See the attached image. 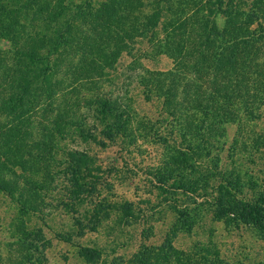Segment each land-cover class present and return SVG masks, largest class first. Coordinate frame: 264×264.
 <instances>
[{
	"label": "rangeland",
	"instance_id": "obj_1",
	"mask_svg": "<svg viewBox=\"0 0 264 264\" xmlns=\"http://www.w3.org/2000/svg\"><path fill=\"white\" fill-rule=\"evenodd\" d=\"M208 1L122 0L105 17L106 0H0V56L19 25L31 43L51 36L46 21L21 18L24 5L64 13L57 27L73 40L49 60L0 66L8 90L49 69L68 86L53 102L42 78L12 87L33 133L0 139V264H264V86L253 87L263 53L241 41L264 48V0H215L225 5L206 30L227 26L217 44L240 41L238 62L224 66L198 54L201 17L177 36L167 26V7ZM79 5L90 15L71 21ZM185 43L196 51L180 61ZM33 99L43 106L29 121Z\"/></svg>",
	"mask_w": 264,
	"mask_h": 264
},
{
	"label": "trees",
	"instance_id": "obj_2",
	"mask_svg": "<svg viewBox=\"0 0 264 264\" xmlns=\"http://www.w3.org/2000/svg\"><path fill=\"white\" fill-rule=\"evenodd\" d=\"M161 1L165 2L167 0H161ZM121 2L122 0H106V3L102 5L104 7L102 9V12L104 13L103 15L106 14L105 17H107V14L108 16L112 14V12H110L109 9L106 8L109 6L111 7L117 6L118 7L117 10L115 9L114 11L116 12V14H118L119 13L118 11H120L121 5H118L117 3H121ZM36 4L37 3H34L32 7H34ZM224 5L225 3L222 1L217 3L215 0H210L207 2V5L205 8L203 9L197 8L193 11L176 10V9L173 10L172 9L173 7H167V9H169L168 11H172V17H170L172 23L169 25L167 24V26H170L168 30L170 29V31L176 34L177 36L179 32H181L182 29L186 28L188 25L189 27H194V28L195 26H198L197 24L199 23L197 20H198V17H201L202 18L201 22H203L204 25L202 28L200 27L201 31L197 33V38L202 39L203 42H201L202 47L199 50L200 52H198V54L201 55V52H204L203 55L201 56L207 59H211L209 58V55H214L212 61L217 62L218 66H224V64L226 65V63H232L234 61L238 62L239 60L238 50L240 46V41L238 39L234 38L232 42H229V43L223 42L219 44H217V41H216L218 37H220V35L225 36V31H227L228 29L227 26H224V28H222L221 30L219 29L218 32L214 34H211L213 32L212 30H210L209 32L206 30L207 25L211 23L212 17H215L217 11H222L221 8ZM55 9L57 8L54 7V10ZM24 10L25 11H21V18L31 16L34 18L35 22L42 21V20L46 21L50 26L49 29L51 32V36L47 37L46 35H44L40 37V39H38L39 40L38 43L34 44L33 42L32 43L30 42L31 40H29V38L31 36L34 38V36L36 37V35L34 34L32 35L31 33H28V27L19 25L17 28H13L12 34L10 32L8 33L6 32V34H4V37H6L9 40V42L13 44V50L11 53H9L10 56L8 57L6 56L7 53H4L5 55L3 54L2 56H0V66H3L4 70H6L7 66L12 67L15 64L21 66L23 62H34L35 61L36 63H39L41 58L49 60L52 55H54L55 53H58L60 49L64 48L65 45H69L71 41H73L71 38V32H69L70 31L69 29L65 28L64 30H61L57 27L59 20L63 19L62 15L64 13H55V14L53 13L51 18L47 16L46 18H42L43 17L42 12L39 10H36V8H28L27 5H24ZM73 11L74 12L70 18L71 21L76 20V19H81L82 17L86 15H90V13L88 14L87 11L82 10L81 5L74 7ZM161 14H162L161 11H159L158 13L151 15L150 18H148V20L151 19L152 21V22L148 21V23L150 24L149 26L155 28V25L157 24L158 19L160 18ZM95 17L94 15L91 14V18H95ZM258 17H259L258 13L255 10H252V12H250L249 14V18L251 21H254L255 19L258 20ZM71 21L69 22L66 21L65 22L66 26L70 27ZM192 21H194L195 25H192L193 24ZM2 27L4 30L6 29L4 25H2ZM35 29H36V26H33L31 31L33 32ZM143 29H147V28L145 27L140 28L139 31ZM186 29L184 30V35L186 33ZM234 29H235L234 30L235 32L240 31V28L235 27ZM22 35L27 36V40L24 41V43H21L17 47L15 39ZM247 36L248 37L246 38L248 39L241 40L244 46L246 45V52L253 58L256 54L263 53L262 58H256L253 60V62L256 61L257 69L260 71L259 73L261 74L260 78L258 80L256 79L255 80L256 82L253 85V87L258 88L259 86H264V48L256 46V44L254 43L256 40H253L252 42V38L249 35ZM48 45H51V48L46 50V47ZM229 49H234V53L230 52ZM44 50H45V56L43 55V52H42ZM178 50H179L178 53H180V55L177 56V59H179L180 61L187 58L188 56H190L196 51L193 49L192 44H187V43H185V47L182 46ZM2 53L3 52H1V54ZM181 53H183L182 56H181ZM237 56H238V60H237ZM259 59L261 61H259ZM56 63L57 61L55 62L54 66L61 68V65L59 66ZM199 64L200 62H198V65ZM65 68L67 72L68 68L67 67ZM220 70H222V68ZM48 71H51L50 75H45L43 77L34 76L33 77L34 79L32 81L24 80L25 84H21V82L13 83L14 81L12 80V82L9 83L11 84V87L9 88V90L6 88L8 86L7 83L9 82V80L6 83V79L10 78V76H6L3 86H0V139L4 138L5 139L4 143L11 144L12 141L16 140L18 137L22 138L21 133L23 131L26 132V137H30L31 134L33 133L32 128L29 127L30 124H27V121L26 122L23 121L24 117H21L24 114L25 104L27 102L25 103V99L23 98V95H18V94L16 95L13 88L21 87L26 90H29V88H31L32 85L33 86L35 85L34 83H36V81L39 78L40 79L42 78V82L45 81V85L47 87L53 86L52 88H54V90L49 92V94L44 93L48 97L47 102H53L55 100V97H58L60 96V94H63L65 89L68 88V86L65 87L64 83L62 85L65 88L63 87V89H61L57 87V85H55V82L52 81V79H54L53 75L56 72L53 73L52 69H49ZM63 71L65 72V70ZM67 75H69L68 72H67ZM72 75L74 77H79V75L75 73ZM25 76L26 77L24 79H28V77H30L29 73H26ZM2 78L4 77L2 76ZM27 98H28V101L30 102L32 101L30 97H27ZM38 98L40 99L41 97L39 96ZM33 101L37 103L38 105L33 104L34 108L27 109V114L25 116H27V119L29 121L32 120L33 113H35L37 110L39 111L41 109L40 107L43 106V103H41L42 101L37 100V99L36 100L33 99ZM52 112L49 113V117L52 115ZM54 118L56 121L61 122V118L58 117L57 115ZM12 138L14 140H11ZM23 139L24 138H22L21 140ZM55 148L56 147H54L53 149Z\"/></svg>",
	"mask_w": 264,
	"mask_h": 264
}]
</instances>
